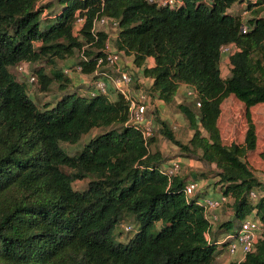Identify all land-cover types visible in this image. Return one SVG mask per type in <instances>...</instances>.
<instances>
[{"label": "trees", "instance_id": "16d2710c", "mask_svg": "<svg viewBox=\"0 0 264 264\" xmlns=\"http://www.w3.org/2000/svg\"><path fill=\"white\" fill-rule=\"evenodd\" d=\"M246 1L252 17L244 21L231 9ZM42 3L0 0V264H216L228 247L219 239L233 227L236 233L253 213L263 234L243 264H264V190L246 161L258 142L251 111L264 106V0H180L175 7L149 0ZM78 17L86 19L80 34ZM98 18L117 24L114 46L144 67V77L153 80L147 89L152 99L172 104L181 86L196 91L200 108L178 105L193 131L189 142L178 140L159 117L158 131L183 157L216 166L219 193L234 202L232 219L212 226L198 204L201 193L187 200L189 178H170L155 135L145 142L130 122L124 96L110 101L81 95L58 68V62L76 58L85 75L99 69L110 35L101 31L96 39ZM232 44L237 50L223 58L222 49ZM224 59L231 69L227 78ZM42 61L53 70L34 71L37 84L48 91L58 83L66 92L40 109L12 69ZM231 97L245 106L248 128L242 143L226 145L219 121ZM95 129L108 130L80 153L63 150L62 144L76 145ZM79 181L88 182L83 190L74 188ZM254 190L263 193L257 202L250 199ZM127 220L137 233L118 243L117 228Z\"/></svg>", "mask_w": 264, "mask_h": 264}, {"label": "rangeland", "instance_id": "374dc122", "mask_svg": "<svg viewBox=\"0 0 264 264\" xmlns=\"http://www.w3.org/2000/svg\"><path fill=\"white\" fill-rule=\"evenodd\" d=\"M207 1L209 2L210 0ZM55 2L56 0H43L42 5H46L49 3L54 4ZM241 5H242L241 3L236 4L231 9V12H233L234 14H239L244 21H247L252 17L251 12L247 10V2L244 3L245 5L244 7H242ZM52 9L46 10L47 17ZM261 17L264 18V12L261 13ZM106 28L107 27H102L100 28V30H105ZM108 31L110 32L113 39L117 37L118 32L112 25H109ZM71 60H76V58H70L65 61L58 62L57 64L58 68L59 69L61 68L63 71L67 67L68 62ZM42 68L49 75L53 70L52 66H50V64H47L46 61H42L41 63L29 66L26 69L25 74L18 72L16 68L12 69V72L16 76L17 80L20 82H24L26 84L27 93L35 101V103L40 109L45 107L46 104L54 105L58 101V99L61 98L66 92V90L65 91L60 90L58 83H54V85L48 91H43L40 85L37 84L38 81L34 84H30V78L32 77L33 72ZM221 70L224 78H227L231 75L230 73L231 69L227 59L222 60ZM145 88L146 87H144L143 91H146ZM186 89H188V86H186ZM73 90L74 89L72 88L71 85L67 87L68 92H73ZM78 93L81 95H85L84 93H80L79 90ZM179 104H185L191 106L195 104V101L193 98L188 97L187 92L185 93V95H180V98L178 100L176 97L175 102L172 104L159 105V102H156V100L153 99L152 102L153 106L149 111V115L153 117V120L156 123L154 145L156 146V149L161 150L166 156V159L168 160L166 165L167 167L173 161L182 163V170L178 175L188 176V174L186 173L187 171L189 170L194 171L193 173H197L200 179H211L213 183L211 184V186L213 185L216 189H218L217 183L219 181V178L217 177L218 170L216 166L205 165V163L199 161L196 158L194 159L195 164H193V166L191 167H188L185 161L190 159L183 157L179 148H177L168 140H166L162 135H160L158 131L159 124L156 121L157 117H159L161 121L166 122L168 124V126L175 133L177 139L180 140L183 144H187L189 142V140L193 136V131L190 130L188 121L186 120L184 115L179 111L178 109ZM246 113L247 111L245 106L233 97H231L224 103L222 117L219 121V128L224 143L226 145L243 142L248 128ZM251 118L256 126L258 142H257L256 152L250 155L246 159V161L248 162L250 168L253 170L255 176L257 177L258 181L261 183L264 190V159L261 157V154L264 153V106H260L252 109ZM107 130L108 129H95L87 136H84L83 140L80 143L76 145L64 143L62 144V148L69 155L80 153L90 139L95 138L96 136L100 135L101 133ZM87 183H88L87 181L76 182L74 184V188L75 190H83L86 187ZM205 190L206 188L203 187L202 191L200 192L202 200L214 198L216 196V194H208L202 196L203 195L202 192ZM233 203H234L233 201H230L229 204L226 205L223 208V210L220 212V221L218 222V225L223 224L226 221L232 219ZM238 225L240 226L239 223ZM127 227L132 228L130 233L125 231V228ZM137 230L138 228L137 226H135V224H133L132 220L124 221L117 228V233H119L120 237L116 238V242L127 244L129 240L135 236ZM215 230L217 231V228H215ZM159 231H160V225H157L155 229H152V232L154 234L158 233ZM234 233H235V228L233 227L229 232L226 233L225 236L221 237L219 240H221V242L222 241L225 242L226 240L225 238L229 234L234 235ZM219 234L220 233H218V235ZM232 260L233 259L229 255L228 249H226V251L218 258L216 264H231Z\"/></svg>", "mask_w": 264, "mask_h": 264}, {"label": "built area", "instance_id": "2783aa9c", "mask_svg": "<svg viewBox=\"0 0 264 264\" xmlns=\"http://www.w3.org/2000/svg\"><path fill=\"white\" fill-rule=\"evenodd\" d=\"M150 2H158L162 6H171L175 7L180 3V0H149ZM256 3L258 0H249ZM247 2V1H246ZM249 3V2H247ZM86 19L78 17L75 24V31L77 34H80ZM113 24V27L116 28L117 24L108 19L101 18L97 19L94 22L93 34L96 37L97 33L101 31H106L110 36L109 40L105 47V52L107 54L105 59H101L98 63V70L92 74L94 76V81H92V92L91 96L104 95L108 96L111 91H115L117 94L124 96L126 100L130 103V122L138 128L141 129L143 138L146 143L155 135L156 123L153 120V117L149 115V111L152 108L153 99L147 94L146 91L141 90L137 95H133L131 87L135 82V76L129 71H123L119 68L120 61L123 59L124 54L119 52L112 40H114L108 31L109 25ZM102 27H107L105 30H100ZM249 31L247 25L242 26V32L246 34ZM235 45L225 46L222 49L223 58H228L232 53L236 51ZM82 57L85 61H88V58L83 53ZM29 64L23 63L16 67L17 71L20 73L26 72V69L29 67ZM105 69H114L116 70V75L103 71ZM64 73L71 77L73 73L83 74V67L81 65H74L72 67H66ZM151 80V79H150ZM38 80L35 76L30 78V84L36 83ZM153 81V80H151ZM187 95L189 98H193L197 108L201 107L200 102L198 101L196 91L189 87L187 89ZM182 170V163L173 161L170 163V166L167 167V174L170 178L177 176ZM203 187L198 181H191L187 183L184 187V194L187 200L193 199L197 193L202 191ZM263 196V193L258 190H254L250 194V199L252 202H257L260 197ZM232 201L230 196H223L220 194V197L217 199L210 198L205 200H199L198 204L204 208L205 217L209 220L210 225H216L220 221V212L223 208ZM263 234V225L256 218L255 213L247 217L240 224L239 229L234 233V235H228L225 239V242L228 243V252L232 257L231 264H243L247 256L255 251L256 245L261 239Z\"/></svg>", "mask_w": 264, "mask_h": 264}, {"label": "crops", "instance_id": "0c3cea01", "mask_svg": "<svg viewBox=\"0 0 264 264\" xmlns=\"http://www.w3.org/2000/svg\"><path fill=\"white\" fill-rule=\"evenodd\" d=\"M241 6L244 7L245 6L244 3ZM74 65H75V60H71L68 62L67 67H72ZM146 66L150 68L154 67L155 66L154 59L152 58L148 59ZM119 68L123 71H129L133 74V76H135V82L133 86L131 87V91L133 95L139 94L141 90L144 89V87H146L145 89H149L153 85V81H151L149 78L144 77L143 75L144 67L137 68L134 65L133 56L124 55L123 59L120 61ZM113 71L116 72V70L114 69ZM70 78L73 82L74 87L76 89H79L80 93H84L85 95H91V92H92L91 85H92V80L94 78L93 75H83V74L73 73ZM186 86L187 85L181 86L178 96H177V100L180 98V95H185V93L187 92ZM107 97L109 98L110 101H116L118 98V94L115 91H111ZM156 102H159V105H162V104L165 105L163 101L156 100ZM185 163L188 167H191L193 166V164H195L194 160H186ZM193 172L194 171H190V170L186 172L188 174L187 177L189 178L187 183L191 181H198L202 187L206 188V190L202 192L203 193L202 196L208 195V194H216L214 199H217L220 197V193L218 190L219 188L216 189L213 185H212L213 187L211 186V184H213L211 179H200L199 175Z\"/></svg>", "mask_w": 264, "mask_h": 264}]
</instances>
